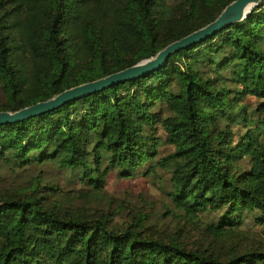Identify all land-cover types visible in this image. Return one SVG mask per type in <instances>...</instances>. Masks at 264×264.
<instances>
[{
    "label": "trees",
    "instance_id": "obj_1",
    "mask_svg": "<svg viewBox=\"0 0 264 264\" xmlns=\"http://www.w3.org/2000/svg\"><path fill=\"white\" fill-rule=\"evenodd\" d=\"M232 1L0 0V111L154 56ZM159 169L190 229L106 191ZM249 220L264 232V0L146 76L0 125V264H264Z\"/></svg>",
    "mask_w": 264,
    "mask_h": 264
},
{
    "label": "water",
    "instance_id": "obj_2",
    "mask_svg": "<svg viewBox=\"0 0 264 264\" xmlns=\"http://www.w3.org/2000/svg\"><path fill=\"white\" fill-rule=\"evenodd\" d=\"M261 1L234 0L212 22L171 42L154 56L145 58L118 72L66 89L47 100L36 102L15 111H0V125L19 122L48 113L72 100L80 99L83 96L104 90L115 84L146 76L164 66L174 53L201 43L228 26L242 21L254 8L260 5Z\"/></svg>",
    "mask_w": 264,
    "mask_h": 264
},
{
    "label": "rangeland",
    "instance_id": "obj_3",
    "mask_svg": "<svg viewBox=\"0 0 264 264\" xmlns=\"http://www.w3.org/2000/svg\"><path fill=\"white\" fill-rule=\"evenodd\" d=\"M170 3L175 0H169ZM253 99V98H252ZM4 100L0 88V102ZM254 100V99H253ZM162 135L163 132H160ZM164 152L170 150L169 146L162 147ZM170 174L159 169L154 175H139L133 178H121L116 171H113L109 177L106 191L114 197L118 204L125 203L130 207L142 209L149 215L148 224L152 229H160L166 232L174 231L179 225L185 229L187 226L185 218L174 217L167 213L168 208L172 207L171 200L167 194ZM70 188V187H67ZM125 211V210H124ZM217 213H202L203 225L218 220ZM250 236L264 240V232L261 226L254 221L249 220L248 225L243 227ZM201 229L193 231L191 240H198Z\"/></svg>",
    "mask_w": 264,
    "mask_h": 264
}]
</instances>
